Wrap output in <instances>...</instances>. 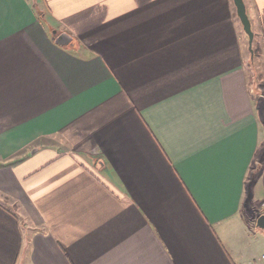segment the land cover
<instances>
[{
  "label": "crops",
  "instance_id": "obj_1",
  "mask_svg": "<svg viewBox=\"0 0 264 264\" xmlns=\"http://www.w3.org/2000/svg\"><path fill=\"white\" fill-rule=\"evenodd\" d=\"M247 44L233 0H0V264L258 261Z\"/></svg>",
  "mask_w": 264,
  "mask_h": 264
},
{
  "label": "rangeland",
  "instance_id": "obj_2",
  "mask_svg": "<svg viewBox=\"0 0 264 264\" xmlns=\"http://www.w3.org/2000/svg\"><path fill=\"white\" fill-rule=\"evenodd\" d=\"M255 33V32H254ZM248 45V44H247ZM261 42H260V34L258 35L257 32L255 33V38L253 42V58L252 53L249 50V45L245 48V71L247 75V81H248V87L250 89L251 94L253 95L254 102L258 105V115L261 122L262 127V140L260 144L259 151L257 153V159L258 163L254 164V167H256L255 171L258 175L261 173V169L264 166V156L262 154L264 153V54L263 50L261 49ZM59 147V146H58ZM261 157L258 159V157ZM252 188V187H251ZM250 191V188H249ZM253 190L250 191L249 200H248V207L246 208V215L253 217L254 215L257 217L259 216L263 211V208L260 203L253 202ZM3 202L7 203L11 207H16V205H12L8 202L7 198L2 199ZM248 211V212H247ZM264 213V212H263ZM254 216V217H255ZM256 225V224H255ZM262 230V229H261ZM263 231V230H262ZM264 232V231H263ZM259 238H264V235L262 233H259L257 235ZM261 245H259L260 247ZM264 250V247L260 248L259 251Z\"/></svg>",
  "mask_w": 264,
  "mask_h": 264
},
{
  "label": "water",
  "instance_id": "obj_3",
  "mask_svg": "<svg viewBox=\"0 0 264 264\" xmlns=\"http://www.w3.org/2000/svg\"><path fill=\"white\" fill-rule=\"evenodd\" d=\"M236 7L237 15L244 27L245 32L249 37V50L252 53L253 58V42L255 38V33L252 26V21L248 13L247 5L245 0H233ZM53 33L56 35L55 41L57 44L62 46L76 47L78 42L69 32L63 31L58 33L57 30H53ZM256 225L264 231V213H261L256 218Z\"/></svg>",
  "mask_w": 264,
  "mask_h": 264
},
{
  "label": "built area",
  "instance_id": "obj_4",
  "mask_svg": "<svg viewBox=\"0 0 264 264\" xmlns=\"http://www.w3.org/2000/svg\"><path fill=\"white\" fill-rule=\"evenodd\" d=\"M250 264H264V252L259 256L258 261H251Z\"/></svg>",
  "mask_w": 264,
  "mask_h": 264
},
{
  "label": "trees",
  "instance_id": "obj_5",
  "mask_svg": "<svg viewBox=\"0 0 264 264\" xmlns=\"http://www.w3.org/2000/svg\"><path fill=\"white\" fill-rule=\"evenodd\" d=\"M261 158V157H260ZM5 203V202H4Z\"/></svg>",
  "mask_w": 264,
  "mask_h": 264
}]
</instances>
